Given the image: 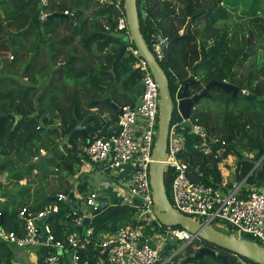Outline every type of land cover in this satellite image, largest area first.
I'll use <instances>...</instances> for the list:
<instances>
[{"label": "trees", "instance_id": "trees-1", "mask_svg": "<svg viewBox=\"0 0 264 264\" xmlns=\"http://www.w3.org/2000/svg\"><path fill=\"white\" fill-rule=\"evenodd\" d=\"M123 4L121 0L124 10ZM136 4L148 48L153 52L159 36L169 39L158 62L168 78L172 100L201 56L206 63L194 69L198 80L190 88L192 94L216 80L235 84L255 96L245 100L214 86L209 96L202 98L204 103L193 107L191 118L224 140L226 146L221 154L190 150V157L186 156L190 179L219 186L218 164L235 147V180L264 183V59L257 56L255 43L257 36L264 38V0H136ZM229 7L240 8L253 24L240 36L230 34L226 23ZM40 9L47 13L44 19L39 17ZM117 23L114 4L46 0L40 6V0H0V115L4 116L0 132V219L6 230L22 234V208L37 212L57 203L60 212L49 217V224L55 239L66 241L69 225L62 213L64 209L77 210L80 204L70 195L68 181L80 166L79 154L94 138L115 130L119 113L114 105L120 108L130 103L127 91L140 82L141 72L134 68L137 58L126 49L120 54L123 45L136 49L133 42L112 35L128 30H118ZM259 48L264 51V42H259ZM105 98L110 101H101ZM176 118L174 105L171 122ZM38 127L43 129L28 136ZM241 150L252 153V157L245 158ZM39 175L47 181V188L35 181ZM170 183L171 173L166 171L164 186L169 199ZM77 191L88 193L87 181L79 182ZM60 192L73 200V209L66 202L49 198ZM133 211V206L113 202L95 214L91 220L95 237L79 251V262L96 264L100 258L96 235L112 231L98 227L121 214L127 218L116 227L132 224ZM199 244L230 254L206 241L189 243L184 252H192ZM12 256L11 245L0 241V264H12ZM174 260L177 264L178 259ZM63 261L68 263L67 256ZM200 261L224 264L206 254Z\"/></svg>", "mask_w": 264, "mask_h": 264}, {"label": "built area", "instance_id": "built-area-1", "mask_svg": "<svg viewBox=\"0 0 264 264\" xmlns=\"http://www.w3.org/2000/svg\"><path fill=\"white\" fill-rule=\"evenodd\" d=\"M90 1L114 4L118 10V30L128 29L121 0ZM45 4L46 0H40V6ZM64 13L68 14V11ZM46 16L47 13L40 9L39 17L44 19ZM124 34L128 36V30ZM162 41H166V38ZM126 50L137 58L134 68L141 72L140 95L137 101L125 103L119 108L120 113L114 131L94 138L79 154L80 168L71 176V178L76 176L75 181L71 183V191L74 197L81 196L79 205L82 207L77 210L64 209L62 219L69 228L80 226L81 231H69L65 242L55 239L49 217L60 212L57 203L48 204L37 212H31L27 207L22 208L19 212V217L23 219L21 235L6 230L0 224V241L15 247L45 251L46 254L41 261H29L25 264H69L63 261V257L69 253L65 245L71 246L73 264H86L79 262V251L89 245L95 237L96 231L91 225V220L95 215L94 210L97 208L100 192L94 189L82 195L77 191L79 182L83 181L81 178L84 168L89 172L96 171L112 178L113 184L118 188L117 195L120 198L118 202L134 207L130 217L132 224L120 225L111 232L96 235L100 247V258L96 264H166L171 262V258L163 257L159 253L165 246L200 241L197 235L179 226L162 224L155 215L149 164L152 161L151 153L158 130V85L137 50L130 45ZM152 53L156 60L162 58L160 40L153 44ZM241 92L248 94L245 89ZM176 111L177 117L181 116L177 108ZM188 137L194 141L193 148L203 153L221 154L226 146L224 140L215 138L197 119H192L191 115L187 119L178 121L176 118L173 122L170 121L164 169L165 172L171 173L170 201L173 207L181 214L197 221H207L211 225L225 222L235 228V234L238 236L248 235L257 240L258 245L264 247V192L252 190L246 196H242L240 185L237 183L224 190L220 186L215 188L199 181H192L185 155L189 152L185 149V140ZM124 166H129L130 171L122 176L120 170ZM54 195L59 202L67 200L73 202L65 193ZM84 217L89 220L87 225L83 224ZM196 217L201 219L198 220ZM56 248L60 249L59 254ZM231 258L235 259L234 264H260L234 253L231 254Z\"/></svg>", "mask_w": 264, "mask_h": 264}, {"label": "water", "instance_id": "water-1", "mask_svg": "<svg viewBox=\"0 0 264 264\" xmlns=\"http://www.w3.org/2000/svg\"><path fill=\"white\" fill-rule=\"evenodd\" d=\"M114 2V0H111ZM124 12L127 21V28L129 35L125 36L122 32L112 33V35L116 38L123 39L125 42L131 40L138 52V55L146 62L148 65L155 81L158 85L159 91V105H158V130L157 137L155 143L153 145L151 157L152 161L149 164V181L152 193V199L155 203V215L159 222L168 226H179L192 234L197 235L201 241H206L212 243L220 248L226 249L230 252V254L219 253L204 244H199L196 249L192 252L186 254L182 258L179 259L177 264L189 262V264H201V257L203 255H209L212 258H215L218 262L222 263H235V259L231 258V254H237L244 258H247L256 263L264 264V247L258 245L254 241L241 238L235 233H222L216 230L211 224H208L207 221L201 222L197 221L193 218L185 216L177 211L170 199L168 198L165 192L164 186V156L167 147V136H168V127L170 125L171 117H172V109L175 105L181 116L177 118L178 121L181 119L189 118L193 107L204 97L209 96V90L214 86H218L225 90L226 92L231 93L233 97L243 98L245 100H253L255 96L242 93L240 88L229 82L225 81H216L210 80L208 81L199 91L194 94H190V89L193 85L196 84L198 78L194 76V69L197 65H202L206 63V59L201 56V58L196 61L193 66L189 69V75L185 78L178 86L174 100H172L170 96V90L168 85V78L159 64L158 60H156L155 56L148 48L139 26V16L136 0H124ZM59 14H51L49 16H56ZM159 40L161 41V48H164L169 41H162L163 37L159 36ZM126 47L123 45L120 49V54H124ZM101 101L109 102V98H105ZM173 102V105H172ZM114 108L120 113V109L114 105ZM4 116L0 115V132L2 130V122ZM17 118L15 119L14 124L16 123ZM43 129V127H38L35 130H32L28 133V136L38 132ZM27 136V137H28ZM185 155L189 158L191 153L186 152ZM83 181L89 182L93 187H97L93 182V179L88 175H83L81 178ZM72 196L73 193L71 192ZM51 200H56L57 196L51 195L49 196ZM72 208L75 207V204L71 200L66 201ZM138 204V202H137ZM109 205V199L107 196L102 195L99 197L97 208L94 210V214L99 213L104 208ZM87 214V212H85ZM127 218L126 215H119L108 223L102 224L98 227L108 228L110 230H115L116 225L121 220H125ZM88 218L84 217L83 224H88ZM0 224H2L0 219ZM80 226L70 227L69 231L72 230H80ZM97 229V230H98ZM187 245V244H186ZM186 245H183L180 248H173L171 245H167L163 248L160 253L161 256H169L171 259H175L178 255L184 252V248ZM66 250L69 252L67 255V259L69 264H73L72 262V252L71 246H68ZM170 253V254H169Z\"/></svg>", "mask_w": 264, "mask_h": 264}, {"label": "crops", "instance_id": "crops-1", "mask_svg": "<svg viewBox=\"0 0 264 264\" xmlns=\"http://www.w3.org/2000/svg\"><path fill=\"white\" fill-rule=\"evenodd\" d=\"M140 90H141V88H140V82H139V84H137L134 88H132L131 90H128L127 91V94L129 95V97H130V99H131V102L130 103H133L134 101H137L138 100V97H139V95H140ZM93 110H94V108H93ZM178 118V117H177ZM194 143V141H190L188 138H186V140H185V149L186 150H188L189 152H190V150H192V149H194L193 148V146H192V144ZM237 149V148H236ZM236 149H235V147H232L231 148V152L225 157V158H223L222 160H221V162H219V164H218V167H219V172H220V176H221V181H220V183H219V186L222 188V189H224V190H226V189H228V188H230L229 187V183H232V184H234V183H237V184H239L240 185V193H241V195L242 196H246L250 191H252V190H257V191H260V192H264V183L263 182H260V181H257V182H255V183H253V184H251V183H248V182H245L244 180H242L241 182H237L236 180H235V174H234V170H235V168H236V166H237V161H238V154H237V152H236ZM195 150H197V149H195ZM198 151H200V150H198ZM191 153V152H190ZM211 153V152H210ZM245 158H251L252 157V153H250V152H247V151H245V150H241V152H240ZM79 168H80V166H79ZM78 168V169H79ZM33 171L35 172L36 171V169H33ZM77 171V170H76ZM75 171V172H76ZM130 171V167L129 166H124L121 170H120V174L122 175V176H125V174H127V172H129ZM83 173V172H82ZM83 175H88L90 178H92L93 179V182L96 184V181L94 180V178L90 175V174H87V173H83ZM82 175V176H83ZM99 175L101 176V177H103L104 175L103 174H101V173H99ZM76 177V176H75ZM75 177L73 176L72 178H71V176L68 178V181H69V183H70V185H71V183L72 182H74L75 181ZM105 177V176H104ZM108 182H103V184L102 185H99V184H96V188H94L91 184V186L93 187L92 189H98V191L99 192H101V191H104L107 187L109 188V185L107 184ZM87 184H88V182H87ZM219 186H217L216 188H219ZM214 187V186H213ZM71 188H72V185H71ZM103 188V189H102ZM102 195H105V196H107L106 194H103V193H100V196H102ZM108 197V199H109V204H111V203H113V202H118V199H120L119 197H118V195H116V197H115V195H111V197H109V196H107ZM112 199V200H111ZM215 224H217L218 226H220V227H218V229L217 228H215L216 230H218V231H220V232H222V233H230V231H229V229L227 228V227H225L226 228V231L224 230V231H221V230H219V229H221V225H219L217 222L215 223ZM224 227V226H223ZM180 243V242H179ZM179 243H176V244H174V245H176V247L179 245L180 247H182L183 246V244H179ZM10 245V244H9ZM172 247V249L173 248H175L173 245L171 246ZM179 247V248H180ZM15 248H17V249H24V248H20V247H15V246H12L11 245V249H12V252H13V256H12V259H11V263L12 264H17L18 262L17 261H15V258H16V260H22V257L20 256V253L21 252H18V253H16V251H15ZM32 249H37V248H32ZM25 250V249H24ZM27 254H28V252L27 251H25ZM46 253H44L43 251H41V250H36L35 251V255H32L31 253H29L28 255H27V260L25 261V260H23V261H25V262H23V261H21V262H23V263H21V264H25V263H27V262H29V261H35V260H37V261H41L42 260V258H43V256L45 255ZM170 254V253H169ZM186 255V253L185 252H183V253H181L180 255H178L175 259H178V261H179V259L180 258H182L183 256H185ZM169 257V256H168ZM32 258V259H31ZM171 262L170 263H166V264H174V262H175V260L174 259H171L170 260ZM18 264H20V263H18Z\"/></svg>", "mask_w": 264, "mask_h": 264}, {"label": "rangeland", "instance_id": "rangeland-1", "mask_svg": "<svg viewBox=\"0 0 264 264\" xmlns=\"http://www.w3.org/2000/svg\"><path fill=\"white\" fill-rule=\"evenodd\" d=\"M172 1H176V0H172ZM224 6H226L225 4H224ZM231 12V13H230ZM251 19H249V15H244V14H242V12H241V9L240 8H237V9H231L230 7H229V18L226 20V23L228 24V26H229V28H230V34H232V33H235V34H237L238 36H240V34H241V32L243 31V32H245V31H248L251 27H250V25H253L252 24V22L250 21ZM199 26H201V25H199ZM234 31H236V32H234ZM259 42H264V38L262 37V36H257L256 37V40H255V43H256V45H257V50H256V52H257V56H260L262 59H264V51L261 49V48H259ZM204 103V100L203 99H201L197 104L198 105H202ZM40 154L41 155H44L45 154V152L44 153H42L41 152V150H40ZM37 154L34 156V159H37ZM87 168H84V169H82L83 170V173H87V174H90L93 178H94V180L96 181V184H99V185H102L103 184V182H108L107 184L109 185V188L107 187L104 191H101L100 193H103V194H106L107 196H109V197H111V195L113 194V195H115V197H116V195H117V191H118V188L113 184V179L112 178H110L109 176H103V177H101L100 175H99V173L98 172H96V171H91V172H89V171H87L86 170ZM35 177V176H34ZM35 181L38 183V185L39 186H41V187H44V188H47V186H48V184H47V181L46 180H43V179H41V177H40V175L39 176H36L35 177ZM22 183H24V181L22 182ZM93 187L90 185V183L88 182V189H89V191H91V190H94V189H92ZM95 188V187H94ZM103 189V188H102ZM75 199L77 200V202H81V201H78V200H80L81 199V196L80 197H78L77 198V195H76V197H75ZM112 200V199H111ZM82 206H80V205H78V208H81ZM198 220H200L201 218H199V217H196ZM219 225H221V229H219V230H221V231H226V228L225 227H227L230 231H232L233 233H236V230H235V228L233 227V226H231V225H229V224H227V223H225V222H222V223H220ZM212 226L213 227H215V228H217L218 229V227H220V226H218L217 224H215V223H213L212 224ZM224 226V227H223ZM105 232V231H104ZM101 233V232H100ZM103 233V232H102ZM244 234H240V236L239 237H241V238H243L242 236H243ZM246 236H248V235H246ZM250 237V236H249ZM252 240L251 241H254L255 243H257L258 244V241L257 240H255V239H253L252 237H250ZM180 244V243H179ZM175 247V246H174ZM180 246L178 245L176 248L178 249ZM15 251H16V253H18V252H21L20 253V256L22 257V260H16V258H15V261H17L18 263H23V262H25L26 260H27V255L29 254V253H31L32 255H35V249H17V248H15ZM25 251H27L28 252V254L25 252ZM56 252L59 254L60 253V249H58V248H56ZM32 259V258H31ZM23 260H25V261H23ZM21 261H23V262H21ZM33 261V260H32Z\"/></svg>", "mask_w": 264, "mask_h": 264}, {"label": "flooded vegetation", "instance_id": "flooded-vegetation-1", "mask_svg": "<svg viewBox=\"0 0 264 264\" xmlns=\"http://www.w3.org/2000/svg\"><path fill=\"white\" fill-rule=\"evenodd\" d=\"M195 76V75H194ZM196 77V76H195ZM196 79H197V77H196ZM190 89V88H189ZM191 95H192V93H190ZM172 105H173V102H172ZM191 115V114H190Z\"/></svg>", "mask_w": 264, "mask_h": 264}, {"label": "clouds", "instance_id": "clouds-1", "mask_svg": "<svg viewBox=\"0 0 264 264\" xmlns=\"http://www.w3.org/2000/svg\"><path fill=\"white\" fill-rule=\"evenodd\" d=\"M200 241H201V240H200ZM200 241H199V242H200ZM171 246H172V245H171ZM173 246H175V248H176V245H173Z\"/></svg>", "mask_w": 264, "mask_h": 264}]
</instances>
